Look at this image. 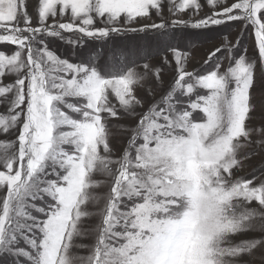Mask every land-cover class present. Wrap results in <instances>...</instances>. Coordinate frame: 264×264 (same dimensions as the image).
<instances>
[{
	"label": "snow or ice",
	"instance_id": "snow-or-ice-1",
	"mask_svg": "<svg viewBox=\"0 0 264 264\" xmlns=\"http://www.w3.org/2000/svg\"><path fill=\"white\" fill-rule=\"evenodd\" d=\"M262 152L264 0H0V264H255Z\"/></svg>",
	"mask_w": 264,
	"mask_h": 264
},
{
	"label": "rangeland",
	"instance_id": "rangeland-1",
	"mask_svg": "<svg viewBox=\"0 0 264 264\" xmlns=\"http://www.w3.org/2000/svg\"><path fill=\"white\" fill-rule=\"evenodd\" d=\"M206 10V9H205ZM239 34V29L236 27H233L231 25L225 26L222 31H213V32H206L200 35H193L187 45V49L190 52V62L188 64L189 70H197L202 71L204 67V62L207 59L208 54L210 51L214 50L216 46H218L220 39L223 36H228L229 39L235 40L237 35ZM139 42L136 38H133L132 36H117L114 37L110 42L103 44V45H97L93 44L92 47L94 49L99 48L102 49V55L104 57H108L109 52L115 47V48H123V49H132L133 52L135 51V48ZM55 50H57L60 54H66L64 47L59 43L55 42L52 45ZM155 45H153L154 47ZM241 48H247L249 50V55H251V41L248 39L241 41ZM219 55V53H218ZM103 61L101 60V63ZM153 63H156L155 60L152 61ZM227 63V62H225ZM170 76L165 77V86H167L168 80H170ZM138 95H143L142 92H139ZM160 92H157V97H159ZM129 121H113V124L116 123H128ZM254 125L259 126L262 122L260 120H254L252 122ZM115 135L113 137V146L119 150L122 147L123 139L124 137L122 134H120L116 129H113ZM257 138L254 136V139ZM261 172H264V152L252 156L250 159H247L244 161V167L241 171L237 173L238 176L250 178L253 175H259ZM103 191V189H102ZM261 256H264V253H257V258L255 260V264H262V261L260 259Z\"/></svg>",
	"mask_w": 264,
	"mask_h": 264
}]
</instances>
